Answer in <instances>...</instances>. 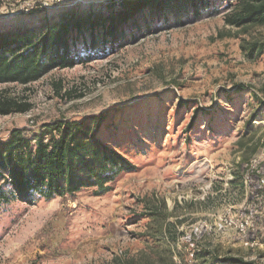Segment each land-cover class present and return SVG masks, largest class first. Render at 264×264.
Listing matches in <instances>:
<instances>
[{
    "label": "rangeland",
    "instance_id": "rangeland-1",
    "mask_svg": "<svg viewBox=\"0 0 264 264\" xmlns=\"http://www.w3.org/2000/svg\"><path fill=\"white\" fill-rule=\"evenodd\" d=\"M230 2L145 12L116 45L78 38L73 67L0 85L32 105L0 115V141L106 114L99 139L135 166L105 192L0 206V264H264V54L250 52L264 28L227 26ZM119 10L118 0H0V33Z\"/></svg>",
    "mask_w": 264,
    "mask_h": 264
},
{
    "label": "trees",
    "instance_id": "trees-1",
    "mask_svg": "<svg viewBox=\"0 0 264 264\" xmlns=\"http://www.w3.org/2000/svg\"><path fill=\"white\" fill-rule=\"evenodd\" d=\"M120 10L102 15H65L56 24L15 33H0V85H28L56 69L73 67V50L78 38L84 44L116 45L126 25H139L145 12L159 16L183 9L199 14L211 0H118ZM225 24L236 29L264 28V0H231L225 5ZM87 36L90 42L86 41ZM264 54V47L252 44L251 54ZM32 109L0 90V115L26 113ZM108 115L80 120H56L39 132L15 129L0 141V206L35 195L46 199L74 197L85 188L109 189L108 182L135 166L129 159L98 137ZM241 264H255L240 261Z\"/></svg>",
    "mask_w": 264,
    "mask_h": 264
}]
</instances>
